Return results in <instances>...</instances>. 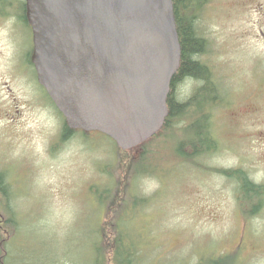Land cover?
<instances>
[{
	"label": "rangeland",
	"instance_id": "1",
	"mask_svg": "<svg viewBox=\"0 0 264 264\" xmlns=\"http://www.w3.org/2000/svg\"><path fill=\"white\" fill-rule=\"evenodd\" d=\"M0 9V172L8 197L0 257L7 264H96L108 219L127 234L135 264H211L233 252L225 264H264V197L256 205L244 196L240 206L236 176L212 170L241 167L264 182V0H210L198 19L208 42L201 59L220 100L209 91L194 110L207 116L200 121L215 151L181 157L176 144L187 137L178 129L188 107L149 144L144 172L128 170L126 153L101 131L62 137L64 118L31 63L25 0H0ZM203 84L179 81L173 95L188 102ZM138 150L130 151L136 160ZM118 184L129 194H115ZM106 189L116 197L108 205Z\"/></svg>",
	"mask_w": 264,
	"mask_h": 264
},
{
	"label": "water",
	"instance_id": "2",
	"mask_svg": "<svg viewBox=\"0 0 264 264\" xmlns=\"http://www.w3.org/2000/svg\"><path fill=\"white\" fill-rule=\"evenodd\" d=\"M32 61L70 128L127 150L155 135L180 67L173 0H26Z\"/></svg>",
	"mask_w": 264,
	"mask_h": 264
},
{
	"label": "trees",
	"instance_id": "3",
	"mask_svg": "<svg viewBox=\"0 0 264 264\" xmlns=\"http://www.w3.org/2000/svg\"><path fill=\"white\" fill-rule=\"evenodd\" d=\"M199 2L202 0H173L174 4V10L176 15V22H177V29L180 36V41L182 45V56H181V65L176 73V75L173 78L172 85L175 86V84H178L179 79L181 76H194L197 79L200 78L201 82H204V86L201 89V92L196 91L194 95L191 97V99L188 102H178L177 99H175L174 95H170L168 97V106H169V114L166 118V123L163 128L166 129L170 127L171 123L174 121H177L182 118L181 114H184V112H187L186 110L188 107H190V112L187 114L190 116L187 120V124L183 126V128L179 127V132L181 134H184L185 137H187L185 140H181L176 144V147H179V150L182 152L181 157L188 160V161H194V156L196 155H203L204 153L215 151L216 146L213 143V139L210 136V133L208 132V128L206 125L202 126L201 119L204 118V120L207 119L206 115H202L203 118H199V114L195 112L194 108L199 105L201 98H204L207 93L210 91L213 92V79L211 78V71L210 68L207 67L204 63H201L198 60V54L203 52L207 48V41L199 35L197 31V19L199 17L200 9H187L184 8L182 4H189L191 2ZM203 80V81H202ZM198 119V120H197ZM200 122V125H199ZM161 130L159 133H162ZM74 132L73 129L69 128L66 124L64 125L63 129V137L68 138L72 133ZM68 136V137H67ZM210 137V138H208ZM155 139H149L147 142L143 143L139 146L141 148L140 150L142 153L139 155V159L136 160L135 156L131 155L130 151H123L120 147H118L120 151L125 152L126 159H127V169L130 170L132 166L134 168L138 169V172L141 170L142 172L148 171L149 169H146L147 164V149L149 147V144H151L152 141ZM207 141L209 144H207ZM179 151V152H180ZM190 152V153H189ZM128 155V156H127ZM213 170V169H212ZM215 171L221 172L225 175H229L230 170H226L224 168H215ZM228 172V173H227ZM130 176H128V183H130ZM123 185L118 184V191L114 192L115 194H129V190L126 187L125 190L123 189ZM126 186L129 187V184H126ZM253 188V190H252ZM257 188V189H255ZM250 190L255 191L250 193V197H253L257 195V192H259L260 188L256 187L254 185L250 184ZM106 194L110 196L107 201L108 203L116 198L114 196V193L110 189L105 190ZM133 194V192H131ZM130 193V194H131ZM5 196V197H4ZM259 195L255 196V198L259 199ZM129 197V196H128ZM6 206L8 203V197H7V188L6 183L4 180V176L2 172H0V245L3 246L5 249V243L7 241V237L2 235L3 232H7V227L5 226V219L4 214H2L4 208L5 202ZM115 200V199H114ZM252 201V199L250 198ZM256 202H259L256 201ZM257 204V203H256ZM109 212V211H108ZM115 219V217L113 218ZM118 221V218H117ZM113 225V226H112ZM112 225L109 224V219L106 223L103 225L101 224L100 227V241L97 243L96 246V264H135L133 261L134 251H132L127 246L125 247V234L123 231L117 232L116 225L114 222H112ZM111 229L109 231L108 229ZM3 231V232H2ZM108 241V242H107ZM109 246V247H108ZM5 251V250H4ZM236 255V252L233 253H223L220 255H214L210 260L211 264H225L227 261H232ZM107 256V257H106ZM2 257V258H1ZM0 257V264H7L6 258L4 259L3 255ZM197 264H206L203 259L198 261Z\"/></svg>",
	"mask_w": 264,
	"mask_h": 264
},
{
	"label": "flooded vegetation",
	"instance_id": "4",
	"mask_svg": "<svg viewBox=\"0 0 264 264\" xmlns=\"http://www.w3.org/2000/svg\"><path fill=\"white\" fill-rule=\"evenodd\" d=\"M210 0H202V1H199V2H191V3H189V4H182L183 5V7L184 8H187V9H195V8H197V9H200V11L204 8V6L206 5V3L207 2H209ZM0 12H1V9H0ZM199 17H200V13H199ZM199 17H198V19H199ZM25 18H26V11H25ZM198 19H197V24H198ZM26 21H27V19H26ZM196 24V25H197ZM197 31H198V27H197ZM201 36V35H200ZM203 37V36H202ZM204 38V37H203ZM205 39V38H204ZM206 40V39H205ZM207 41V40H206ZM207 48H208V46H207ZM207 48L203 51V52H205L206 50H207ZM203 52H201L200 54H198V60L201 62V63H204L205 65H207V67L208 68H210V71H211V73L213 74V72H212V67L210 66V65H208L207 63H205L202 59H201V56H202V54H203ZM31 63H32V66H33V69H34V73H35V76H36V80L38 81V78H37V73H36V69H35V66H34V64H33V62H32V60H31ZM189 78H195V79H197L196 77H194V76H181L180 77V79H179V81H182V80H185V79H189ZM211 78H212V75H211ZM213 79V78H212ZM197 80H199L200 81V78L199 79H197ZM213 82H214V79L212 80ZM213 86H214V88H213V92H214V95L212 96V101H216L217 100V94H216V91L218 90L217 88V83L216 82H214L213 83ZM40 87L42 88V90L47 94V92H46V90H45V88L43 87V86H41L40 85ZM174 89H175V86H173L172 85V90H171V95L174 93L173 91H174ZM199 89V88H198ZM198 89L196 90V91H198ZM195 91V92H196ZM194 92V93H195ZM194 93H193V95H194ZM48 95V94H47ZM192 95V96H193ZM49 96V95H48ZM191 96V97H192ZM262 105H259V104H257V106H256V110L257 111H259V112H261L262 111V107H261ZM258 108V109H257ZM247 113H249L248 111H247ZM247 115V114H246ZM262 116H264V114H262ZM262 131H260V133H261ZM259 133V136L260 137H262V135ZM231 176H236V179L234 178V181L235 182H238V185H237V189H236V195H237V197H239L240 198V200L242 201L241 202V204H240V206H242V204H243V202L244 201H247V198H244V196H247L248 198H249V200H250V198L252 199V201L250 200V202H252V203H257L256 201H258V200H262L263 199V197H264V182L262 181V182H256L254 179H252V177H251V175L248 173V171H246V170H243L241 167H238V168H235V169H233V170H231L230 169V173H229V177L228 178H233V177H231ZM250 184L251 185H254V186H256V187H259L260 189V191L259 192H257V195H259L258 197H259V199H257V198H255V196H257V195H255L254 196V198L253 197H250V193H245V192H255V191H252L253 190V188H252V190H250L249 188H250ZM255 189H257V188H255ZM257 205V204H256Z\"/></svg>",
	"mask_w": 264,
	"mask_h": 264
}]
</instances>
